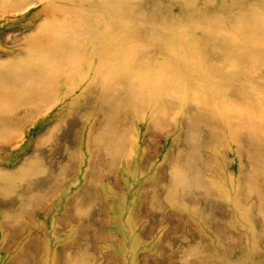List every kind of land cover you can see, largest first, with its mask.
Returning a JSON list of instances; mask_svg holds the SVG:
<instances>
[{
  "label": "rangeland",
  "instance_id": "rangeland-1",
  "mask_svg": "<svg viewBox=\"0 0 264 264\" xmlns=\"http://www.w3.org/2000/svg\"><path fill=\"white\" fill-rule=\"evenodd\" d=\"M0 264H264V0H0Z\"/></svg>",
  "mask_w": 264,
  "mask_h": 264
}]
</instances>
